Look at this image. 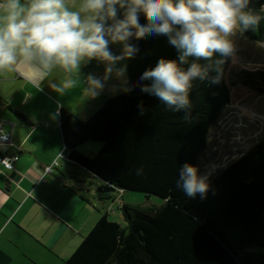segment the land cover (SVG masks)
Masks as SVG:
<instances>
[{
    "label": "trees",
    "instance_id": "obj_1",
    "mask_svg": "<svg viewBox=\"0 0 264 264\" xmlns=\"http://www.w3.org/2000/svg\"><path fill=\"white\" fill-rule=\"evenodd\" d=\"M249 8L264 17V0H250ZM240 33L264 45V19ZM128 42L139 48L125 58L128 91L106 98L85 121L59 111L64 160L97 179L101 195H117L123 217L120 223L102 215L63 264H264V140L218 169L205 198H187L176 188L178 168L185 162L199 167L225 112L220 91L192 87L204 95L190 90V111L170 110L132 84L161 58L179 64L181 52L163 35ZM126 193L160 203L136 204L123 199Z\"/></svg>",
    "mask_w": 264,
    "mask_h": 264
},
{
    "label": "clouds",
    "instance_id": "obj_2",
    "mask_svg": "<svg viewBox=\"0 0 264 264\" xmlns=\"http://www.w3.org/2000/svg\"><path fill=\"white\" fill-rule=\"evenodd\" d=\"M250 0H83L79 10L70 8L65 0H3L0 9V69L18 62L37 75L59 65L66 71L78 70L82 61L99 58L109 67L103 79L87 76L91 97H98L115 66L139 51L128 41L147 34L166 36L169 43L181 52L179 64L161 58L139 77L133 88L159 98L170 110L188 113L193 81L208 78V68L193 62L187 69L180 65L187 57L211 58L214 53L229 57L235 49L231 37L237 32L256 28L262 19L249 8ZM85 13L86 15H82ZM146 17V19H145ZM109 20L114 21L108 24ZM111 41L124 42L121 55H114ZM224 61H218L222 64ZM126 66L115 69V77L128 91ZM214 82V81H213ZM73 81L53 85L63 93ZM141 114L143 102L138 105ZM142 168L137 169L141 174ZM211 173H201L199 167L185 162L178 168L176 188L187 198L199 194L205 198L210 189Z\"/></svg>",
    "mask_w": 264,
    "mask_h": 264
},
{
    "label": "crops",
    "instance_id": "obj_3",
    "mask_svg": "<svg viewBox=\"0 0 264 264\" xmlns=\"http://www.w3.org/2000/svg\"><path fill=\"white\" fill-rule=\"evenodd\" d=\"M65 2L76 10L75 0ZM122 65L125 59L117 66ZM108 67L106 62V68L99 69L85 60L78 70L56 65L43 76L19 62L0 69V120L11 134L10 145H0V154L19 155L12 170L0 168V264H63L97 223V211L92 212L83 192L98 181L64 160L58 115L65 109L85 121L114 96V80L106 82L98 97L85 91L87 76L103 79ZM65 80L73 81L72 86L58 93L52 86H62ZM117 88L122 91L121 82ZM55 161L57 166L45 174Z\"/></svg>",
    "mask_w": 264,
    "mask_h": 264
},
{
    "label": "rangeland",
    "instance_id": "obj_4",
    "mask_svg": "<svg viewBox=\"0 0 264 264\" xmlns=\"http://www.w3.org/2000/svg\"><path fill=\"white\" fill-rule=\"evenodd\" d=\"M75 1V9L79 10L83 0ZM82 15L86 14L82 13ZM231 39L234 41L235 49L229 57L214 53V59L189 57L187 60V62L203 63V67L208 68L207 79L193 81L194 90L212 86L218 92L220 91L219 98L225 105V112L210 132L208 148L199 164L201 173H211L210 179L217 174L218 169L224 168L242 152L264 140V45L245 39L240 32L235 33ZM109 47L113 48L111 51L114 55H121L124 42L112 41ZM221 60L224 62L218 63ZM88 61L99 69L106 68V61L99 58ZM120 62L123 63V61ZM117 65L115 69L123 67V65ZM115 69L112 80L108 79L111 84L114 80V96L124 93L117 88L121 81L115 77ZM194 90L191 91L196 93L195 95H204L202 90ZM81 178L89 182L85 176ZM94 183L95 181L92 180V184ZM83 196L87 197L91 207L94 208L92 212L95 214L97 211L95 217L99 219L105 214L108 220L123 223L122 214L118 209L120 201L117 195L103 196L97 192L96 186L92 185L84 190ZM123 196L126 201L136 204L158 205L160 203L158 198L148 199L141 193H126ZM75 197L79 198L76 195Z\"/></svg>",
    "mask_w": 264,
    "mask_h": 264
},
{
    "label": "built area",
    "instance_id": "obj_5",
    "mask_svg": "<svg viewBox=\"0 0 264 264\" xmlns=\"http://www.w3.org/2000/svg\"><path fill=\"white\" fill-rule=\"evenodd\" d=\"M3 2V0H0ZM11 142V134L6 132L3 127V122L0 120V145L9 146ZM19 160L18 154H0V168L4 170H12L14 168L15 163ZM57 166V162H53L52 165L45 168L44 173L50 174L53 167Z\"/></svg>",
    "mask_w": 264,
    "mask_h": 264
},
{
    "label": "water",
    "instance_id": "obj_6",
    "mask_svg": "<svg viewBox=\"0 0 264 264\" xmlns=\"http://www.w3.org/2000/svg\"><path fill=\"white\" fill-rule=\"evenodd\" d=\"M70 163H72V162H70Z\"/></svg>",
    "mask_w": 264,
    "mask_h": 264
}]
</instances>
